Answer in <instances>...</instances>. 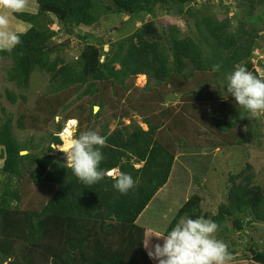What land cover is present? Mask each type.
Returning <instances> with one entry per match:
<instances>
[{"label":"trees","instance_id":"1","mask_svg":"<svg viewBox=\"0 0 264 264\" xmlns=\"http://www.w3.org/2000/svg\"><path fill=\"white\" fill-rule=\"evenodd\" d=\"M35 1L37 11L14 13L15 18L30 25L19 33L21 43L11 52L0 51V57L13 62L9 81L26 88L36 68L52 74L53 87L38 97L36 106L47 116L46 122L55 121L59 110L88 83L81 95L98 101L100 109L113 107L118 119L131 118L136 113L148 129L133 121L128 125L121 122L112 131L103 128L99 134L106 137L102 147L105 160L100 167L105 169V178L85 185L72 174L64 159L37 151L41 145L19 142L13 132L12 116L5 112L0 120V172L10 179L0 193V264H156L143 248L147 235L153 233L139 225L138 219L167 185L177 151L244 146L250 141L248 112L232 96L223 97V88L217 84L219 77L235 66L246 65L249 71H255L251 57L260 29L252 23V14L264 0L239 1L233 12L226 6L231 12L223 19L202 13L207 11L205 5H211L210 0L199 4L201 0H107L106 6L100 0ZM244 6L249 7L247 13ZM172 7L183 18L194 20L197 34L181 36L175 25L161 31L150 20L113 43L109 51L102 45L85 47L73 63L66 62L59 54V46L53 44L59 35L54 18L65 24L69 33L75 26L97 24L106 12L102 8L129 14L132 19L153 16L157 9ZM238 8L243 15L236 11ZM216 63L222 67L214 73L211 67ZM140 74L159 87L155 94L154 89L149 90L150 97H136L130 92L140 90L134 86ZM167 85L189 94L180 111L165 107L167 94L161 87ZM7 93L13 103L20 97L9 90ZM151 96L157 99L154 105ZM28 116L19 117V128H28L24 123ZM51 138L61 144L58 136ZM47 150H53L51 143ZM113 169L130 173L136 181L127 194L113 188L115 177L107 175ZM24 176L30 178L25 181L29 188L20 184ZM11 177L17 178L16 184ZM255 178L251 163L229 177L227 202L220 203L211 217L219 229L228 231L230 218L234 227L241 229L248 215L254 223L264 222V193L261 186L253 183ZM28 195L32 200L26 202ZM193 196L178 210L167 231L186 214L183 207ZM150 241L155 244L160 238ZM228 264H264V250L256 249L249 260Z\"/></svg>","mask_w":264,"mask_h":264},{"label":"rangeland","instance_id":"2","mask_svg":"<svg viewBox=\"0 0 264 264\" xmlns=\"http://www.w3.org/2000/svg\"><path fill=\"white\" fill-rule=\"evenodd\" d=\"M100 1L105 3L104 6L109 3L107 0ZM201 1L197 4L203 3L205 0ZM210 1V6L205 5L207 11L204 10L202 13L206 12L207 15H216L217 18L223 19L226 16L229 17V13L231 10L232 12L235 10L239 1L244 0H227V2L220 0ZM246 4H248L247 1ZM226 6L231 10H228ZM187 8L188 5H186L185 9ZM37 9L38 6L35 0H26V7L23 11H37ZM244 10L247 13L249 7L244 6ZM102 11L106 12L101 16L97 24L89 27L85 25L75 26L70 29L69 33L65 28L66 25L54 18L53 25L56 29H59V35L53 39V44L59 46L61 50L59 54L64 56L66 62H76L82 50L89 45H102L104 49L105 46H108L110 49L113 43L116 44L120 40L130 36L144 22L150 20H153L161 31H168L171 26L175 25L181 36L192 35L193 33L197 34L194 20H187V17L183 18L176 7H172L169 10L157 9V12L153 16L132 19L126 13H112V10L103 8ZM236 11L243 15V11L240 8ZM0 14H7L9 16L10 28L18 34L27 31L30 27L27 22L18 20L11 10L4 9L2 6H0ZM252 15V23L260 29V38L256 40L254 45L251 61L255 71L251 72L255 75L258 73L256 76L263 79L264 4H257ZM235 26L236 20H233V29ZM55 56L56 53L52 54V59ZM103 58L102 60H104ZM12 65L13 62L11 59L0 57V120L2 117H5V112L7 116H12L13 132L17 140L21 143L41 145L40 149L38 148L37 150L41 153H49L66 161V153L62 152L65 146L62 133L69 126L73 131L72 137L88 130L100 132L103 128H108L109 131H112L121 122L128 125L133 121V123L142 126L143 129H148L147 125L143 123L142 118L136 115V113L131 118L118 119L114 115L115 110L113 107L108 105L100 109L98 101H95L88 95H81L87 88L88 83L83 86L80 92L76 93L67 101L65 107L59 110L55 121L46 122L47 116L36 110L37 100L39 96L48 93L53 87L54 77L49 72L36 68L29 85L26 88L19 87L16 83L10 82L8 79V72L11 70ZM140 75H143V77ZM140 75L134 80V86L140 90L138 92H130L133 95L135 94L136 97L139 94L150 97L149 90L154 89L153 94H155V89L158 90L159 87L154 83H150L147 75ZM224 78L225 75L220 76L218 79L220 83L217 85L222 86L223 97L230 98L231 95L227 93L225 88ZM148 85L153 88H146ZM8 90L15 93V95H20L15 103L9 99ZM161 90H164L163 92L167 94L164 102L165 107L171 106L175 111H180L182 105L188 100L187 96L189 94L180 88H171L167 85V87H161ZM21 95L26 97V99L23 100ZM151 102L154 105L157 99L151 96ZM24 114L29 115L24 121L28 128L21 129L18 125V119ZM31 115L37 117V120L32 119ZM70 118L75 119L72 120ZM247 120V128H251L252 134L250 141L244 146L178 150L167 185L160 190L144 213L139 217L138 224L151 230L153 234L159 235L165 233L178 210L193 195V198L183 207L187 210L183 216L188 215L193 218L204 216L205 218H211L217 212L219 204L227 202V193L230 185L229 177L239 173L247 163L252 164L256 174L253 183L261 186L264 193V113L252 115L248 112ZM72 121L76 123H72L71 125L70 123ZM58 124H61L60 129H58ZM52 135L58 136L61 139V144H55L51 138ZM213 136L218 137L217 133H214ZM49 143H51L53 149L51 151L47 150ZM2 151L3 146L0 145V155ZM31 151L33 150L31 149ZM2 166L3 159L0 158V168ZM140 166L142 164H136V167ZM119 173V169H114L111 172V177H116ZM9 179V175L0 172V183H3V185H0V193L4 188V183L9 181ZM11 179L14 184L18 181L16 177H11ZM26 180H30L29 176H24V182L20 184L29 188L30 184L25 182ZM30 200H32L31 195H28L25 201L28 202ZM193 211L195 213H190L189 215L188 212ZM228 225V231L224 232L218 229L216 235L228 245L232 253L231 261L249 260L253 252L256 253V249L264 250V222L254 223L251 220V216L248 215L243 219L241 229L234 227L232 218L229 219ZM149 236L148 234L147 238ZM154 237H151V239ZM150 243L148 248L154 245ZM160 243H162V238H160ZM143 248L148 252L145 243Z\"/></svg>","mask_w":264,"mask_h":264},{"label":"clouds","instance_id":"3","mask_svg":"<svg viewBox=\"0 0 264 264\" xmlns=\"http://www.w3.org/2000/svg\"><path fill=\"white\" fill-rule=\"evenodd\" d=\"M0 6L12 13H22L26 0H0ZM20 43V34L10 28L9 16L0 14V51L11 52ZM221 67L219 63L213 64L211 71L219 72ZM224 80L227 93L237 105L252 115L264 113V79L249 71L246 65H239L227 73ZM105 144L106 137L96 130L74 135L65 144L62 152L66 153L67 165L83 184L94 185L105 178V169L100 167L105 160L102 152ZM109 172L107 175L111 176ZM135 183L130 173L121 172L114 178L112 186L124 195L135 187ZM218 229L219 225L211 218L185 215L169 231L152 234L144 243L148 248L151 237L162 238V243H155L147 253L157 264H228L232 253L228 245L217 237Z\"/></svg>","mask_w":264,"mask_h":264},{"label":"bare ground","instance_id":"4","mask_svg":"<svg viewBox=\"0 0 264 264\" xmlns=\"http://www.w3.org/2000/svg\"><path fill=\"white\" fill-rule=\"evenodd\" d=\"M95 109H96V107H95ZM73 120V119H72ZM73 122V121H72ZM72 122L70 123L71 125H72ZM73 124H75V123H73ZM72 130H71V127L69 126V127H67V129L64 131V133H62V136H63V139L65 140V144L68 142V141H70L73 137H72ZM63 149H64V147H63ZM113 170H110V172L109 173H111ZM112 175V174H111Z\"/></svg>","mask_w":264,"mask_h":264},{"label":"water","instance_id":"5","mask_svg":"<svg viewBox=\"0 0 264 264\" xmlns=\"http://www.w3.org/2000/svg\"><path fill=\"white\" fill-rule=\"evenodd\" d=\"M105 50H106V51H108V50H109L108 46H105ZM253 255H255V253H254V252H253Z\"/></svg>","mask_w":264,"mask_h":264}]
</instances>
